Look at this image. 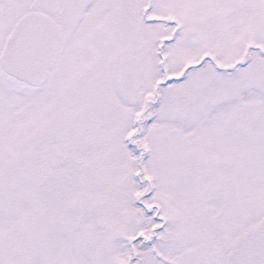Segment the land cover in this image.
Wrapping results in <instances>:
<instances>
[{"label": "snow or ice", "instance_id": "obj_1", "mask_svg": "<svg viewBox=\"0 0 264 264\" xmlns=\"http://www.w3.org/2000/svg\"><path fill=\"white\" fill-rule=\"evenodd\" d=\"M0 264H264V0H0Z\"/></svg>", "mask_w": 264, "mask_h": 264}]
</instances>
